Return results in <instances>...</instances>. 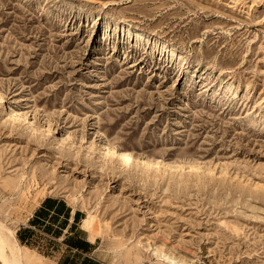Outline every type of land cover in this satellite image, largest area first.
<instances>
[{"label": "rangeland", "instance_id": "1", "mask_svg": "<svg viewBox=\"0 0 264 264\" xmlns=\"http://www.w3.org/2000/svg\"><path fill=\"white\" fill-rule=\"evenodd\" d=\"M0 97L14 235L57 197L107 264H264V0H0Z\"/></svg>", "mask_w": 264, "mask_h": 264}, {"label": "crops", "instance_id": "2", "mask_svg": "<svg viewBox=\"0 0 264 264\" xmlns=\"http://www.w3.org/2000/svg\"><path fill=\"white\" fill-rule=\"evenodd\" d=\"M85 213L57 197L42 199L15 233L18 245L44 264H107L99 240L84 226Z\"/></svg>", "mask_w": 264, "mask_h": 264}, {"label": "bare ground", "instance_id": "3", "mask_svg": "<svg viewBox=\"0 0 264 264\" xmlns=\"http://www.w3.org/2000/svg\"><path fill=\"white\" fill-rule=\"evenodd\" d=\"M163 49H167V47L163 46ZM1 102L2 101H1V97H0V103ZM12 114H13V116H16L15 113L12 112ZM105 150L107 152V155H105V156H110V157L112 156V158H116L124 164L135 163V165L133 164V166H136L137 169H138V166H140L139 164L134 162L131 154L126 152V151H117V150H115L114 147L112 148V147H109L108 145H105ZM141 163H142L141 167L145 168V169L147 168V165L148 166L153 165L152 163H150V164H147L145 162H141ZM154 164H157V165L161 164L162 165V162H155ZM163 166H166V168L170 169L169 171L176 169L171 164H168V163H167V165L163 164ZM173 172H176V170ZM73 202H77V200L74 198ZM149 250H150L151 255L154 256L159 261L160 264H181L179 261H176L169 254H166V253L160 251L158 248L149 249ZM26 254L27 253L24 252L22 250V248L18 245V243L15 239L13 230L0 225V262L2 264H24L23 259H24V256H26ZM137 259L142 261V262L145 261L144 260L145 258H142V257H138ZM142 262H141V264L153 263V262H144V263H142Z\"/></svg>", "mask_w": 264, "mask_h": 264}, {"label": "built area", "instance_id": "4", "mask_svg": "<svg viewBox=\"0 0 264 264\" xmlns=\"http://www.w3.org/2000/svg\"><path fill=\"white\" fill-rule=\"evenodd\" d=\"M144 264H154V263H144Z\"/></svg>", "mask_w": 264, "mask_h": 264}]
</instances>
